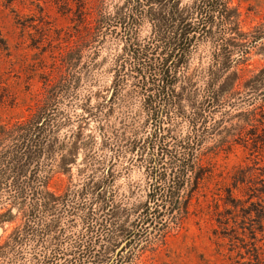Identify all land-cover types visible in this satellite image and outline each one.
Masks as SVG:
<instances>
[{
  "label": "rangeland",
  "instance_id": "rangeland-1",
  "mask_svg": "<svg viewBox=\"0 0 264 264\" xmlns=\"http://www.w3.org/2000/svg\"><path fill=\"white\" fill-rule=\"evenodd\" d=\"M124 1L0 0V137L35 120L53 97L58 98L86 143L70 153L73 161L55 167L49 189L59 195L74 184L80 188L91 163L102 155L95 165L96 180L106 187L101 193H112L117 205L129 208L146 198L148 164L131 155L111 169L109 157L103 158L111 152L101 149L104 139L98 127L113 103L110 122L103 125L121 128L118 118L131 111L144 133L153 131L137 89L117 92L110 72L111 58L121 51L123 40L119 26L113 30L103 22L120 11ZM232 6L235 33L246 34L247 41L263 37L233 69L222 102L210 109L214 113L208 125L214 127L201 159L203 179L180 220L151 242L139 244L143 236L126 239L125 233L136 230L139 221L127 218L121 228L124 235H115L101 264H116L115 259L121 260L117 264H264V202L260 201L264 199V126L254 128L258 122L252 121V112L240 113L252 108L244 105L246 93H251L247 83L264 68V0H232ZM141 28L145 36L148 24ZM209 58L210 45L204 44L191 61L193 81ZM62 81L67 88L60 86ZM87 116L86 122L81 121ZM70 129L65 126L61 135H70ZM9 208L1 202L0 214ZM23 217L14 207L5 217L9 220L0 219L1 243ZM118 219H112L106 233L117 234Z\"/></svg>",
  "mask_w": 264,
  "mask_h": 264
},
{
  "label": "trees",
  "instance_id": "trees-1",
  "mask_svg": "<svg viewBox=\"0 0 264 264\" xmlns=\"http://www.w3.org/2000/svg\"><path fill=\"white\" fill-rule=\"evenodd\" d=\"M233 10L232 0H125L120 11L107 15L103 24L113 30L119 26L123 40L121 51L111 58L115 89H137L153 131L144 133L131 111L118 118L121 128L103 125L110 122L112 103L98 126L104 139L101 149L111 152L103 156L109 157L111 169L131 155L148 164L146 198L125 208L115 203L112 193L102 194L106 187L96 180L95 168L102 155L93 160L80 188L74 184L59 195L49 189L55 167L73 161L70 153L86 143L53 97L35 120L0 137V203L10 205L0 219L9 220L5 217L14 207L24 215L0 242V264H101L115 235H124L127 218L139 220L136 230L125 233L131 240L143 236L139 244L151 242L180 220L204 177L201 159L214 127L208 125L214 113L210 109L222 102L233 69L263 37L247 41L246 34L235 33ZM143 24L149 26L145 36ZM204 44L210 45L209 64L201 65L193 81L191 61ZM247 84L251 96L246 93L244 105L252 108L240 113L252 112V121L258 122L254 128L263 127L264 113L257 115L264 110V68ZM80 119L86 122L88 116ZM65 126L72 133L62 136ZM113 218H119L117 234H108ZM120 261L115 259L116 264Z\"/></svg>",
  "mask_w": 264,
  "mask_h": 264
}]
</instances>
